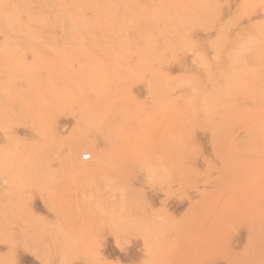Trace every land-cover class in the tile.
I'll return each instance as SVG.
<instances>
[{
    "label": "rangeland",
    "instance_id": "374dc122",
    "mask_svg": "<svg viewBox=\"0 0 264 264\" xmlns=\"http://www.w3.org/2000/svg\"><path fill=\"white\" fill-rule=\"evenodd\" d=\"M0 264H264V0H0Z\"/></svg>",
    "mask_w": 264,
    "mask_h": 264
},
{
    "label": "built area",
    "instance_id": "2783aa9c",
    "mask_svg": "<svg viewBox=\"0 0 264 264\" xmlns=\"http://www.w3.org/2000/svg\"><path fill=\"white\" fill-rule=\"evenodd\" d=\"M89 159H90V156L89 155L82 156V160L83 161H88Z\"/></svg>",
    "mask_w": 264,
    "mask_h": 264
},
{
    "label": "bare ground",
    "instance_id": "6f19581e",
    "mask_svg": "<svg viewBox=\"0 0 264 264\" xmlns=\"http://www.w3.org/2000/svg\"><path fill=\"white\" fill-rule=\"evenodd\" d=\"M25 2V1H24ZM48 6H49V4H48ZM32 23V22H31ZM31 28V27H30ZM25 31V30H24ZM26 32V31H25ZM90 156V155H89Z\"/></svg>",
    "mask_w": 264,
    "mask_h": 264
}]
</instances>
